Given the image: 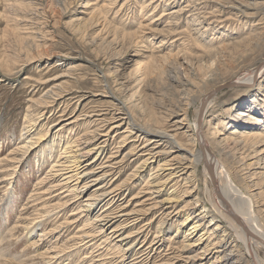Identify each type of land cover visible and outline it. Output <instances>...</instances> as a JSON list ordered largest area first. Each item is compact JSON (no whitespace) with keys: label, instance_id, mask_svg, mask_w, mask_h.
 Segmentation results:
<instances>
[{"label":"rangeland","instance_id":"1","mask_svg":"<svg viewBox=\"0 0 264 264\" xmlns=\"http://www.w3.org/2000/svg\"><path fill=\"white\" fill-rule=\"evenodd\" d=\"M175 37L179 40L169 45ZM262 63L264 0H0V264H111L114 248L107 251L103 237L93 245L81 241L84 213L70 215L78 204H64L68 191L46 177L62 158L65 140L87 127L80 120L59 131L63 122L54 110L74 108L76 99L69 106L62 102L70 93L84 95L79 104L86 110L124 107L137 127L171 130L183 111L193 125L201 98ZM49 89L63 93L51 103L42 97ZM214 98L205 136L239 188L252 197L264 231V73L254 85L225 88ZM28 116L38 117L34 133L43 128L48 133L19 162L14 156L26 140ZM177 136L178 143L194 146L183 132ZM234 139L243 149L231 157L223 146ZM132 162L131 157L116 170L119 183L129 180ZM204 173L200 164L196 196L201 201L195 205L196 196L187 195L180 207L196 213L210 207L211 183ZM148 174L131 184L128 197L143 190ZM189 184L179 187L181 195ZM145 198L142 191L134 203ZM155 211L142 214L140 225L160 215ZM214 215L212 227L221 224L231 236L227 219ZM36 220L44 227L36 225L28 241L25 225ZM173 231L166 234V245L178 247L180 239L169 240ZM212 236L222 243L221 230ZM259 255L264 259V252Z\"/></svg>","mask_w":264,"mask_h":264},{"label":"bare ground","instance_id":"2","mask_svg":"<svg viewBox=\"0 0 264 264\" xmlns=\"http://www.w3.org/2000/svg\"><path fill=\"white\" fill-rule=\"evenodd\" d=\"M178 40L176 37L171 38L168 44L173 45ZM263 73L264 63L259 69L246 71L244 75L235 77L234 83L250 87ZM56 92L49 89L45 95L43 92L42 97L51 98V103L55 102L54 97L63 93ZM219 92L213 93L211 97H208V93L200 99L193 125L188 124L183 111V117L172 121L171 130L137 127L124 107L86 110L81 107V103L79 104L84 95H76V92L70 93L72 97L67 98L69 100L62 101L69 106L73 99L77 100L69 113H66L68 109L54 110V114H59L60 123L63 122L59 131L67 127L66 125L80 120L87 125L83 134L77 136L75 133L65 140L62 158L52 164L53 172L47 173L46 176L57 181L68 191L69 198L64 204H78L79 210L71 211L70 215L84 213L87 228L79 230L80 239L84 244L90 242V245H93V240L103 237V243L110 246L106 250L114 248L109 259L111 264H245V258L251 264H264V259L259 255L260 251L264 252V231L254 216L252 197L246 196L239 188L230 171L211 149L205 136L206 115L213 107L214 97ZM203 104L202 121L198 122V113ZM41 105L43 109L40 116L44 115V99ZM36 119L38 117L31 119L27 117L26 140L18 146L17 157L14 154V159L19 162L25 160L32 149L44 141L48 133V130L44 133L43 128V131L36 132L37 137H34ZM179 132L188 135L190 146L192 144L194 146L185 147L178 143L176 140ZM112 144H115V151L108 153V148ZM128 145L132 148L124 152ZM195 145L199 147L196 148ZM223 149L226 154L234 157L243 146L234 139L224 141ZM131 157L135 166L129 180L119 183V176L116 177L119 173L117 174L116 170ZM200 164L203 165L204 174L210 179L211 205L210 207L204 205L196 213L192 212V209L186 210L187 206L179 205L185 196H196L199 186L196 170ZM207 164L214 167L215 185L211 181ZM148 172L143 190L128 197L135 186L131 184L141 180L140 178ZM41 182H44V176ZM171 182L172 188L169 190L167 186ZM189 183H192L191 186L181 195L179 187H185ZM142 191L147 194V198L141 204L134 203ZM146 201L149 202L144 203ZM194 201L195 205H198L201 199L196 196ZM56 208L59 210V207L55 206L54 209ZM154 210L159 211L160 215L140 225L141 215L153 213ZM215 213L227 219L228 229L232 231L231 236L221 224L212 227ZM231 213L238 216L240 223L232 218ZM39 216L44 217L43 208ZM181 216L182 218L174 225L175 220ZM37 218L39 217L34 220ZM41 221L36 220L35 225L26 223L28 241L34 237L36 225L44 227ZM155 223L157 224L154 225ZM171 229L174 231L169 240L180 239L178 247H172V243L168 245L169 247L166 245V234ZM218 230L223 233L222 243L214 242L212 236L214 231ZM32 243L36 246L38 241L34 240ZM241 244L244 245L245 252L241 251Z\"/></svg>","mask_w":264,"mask_h":264},{"label":"water","instance_id":"3","mask_svg":"<svg viewBox=\"0 0 264 264\" xmlns=\"http://www.w3.org/2000/svg\"><path fill=\"white\" fill-rule=\"evenodd\" d=\"M261 65L256 66L257 69H259ZM232 86H235L234 81L221 84L218 87H216L213 91H211L209 93L208 97H211L212 94L215 93V92H219V91H221V90H223L225 88H229V87H232ZM203 113H204V104L200 107V110H199V113H198V122H201L202 121V115H203ZM207 169H208V172L210 174L211 181L215 185L216 184V178H215V173H214V167H213V165L212 164H207ZM231 216H232L233 219H235V221H237L238 223H240V219L238 218V216L235 213H231Z\"/></svg>","mask_w":264,"mask_h":264}]
</instances>
